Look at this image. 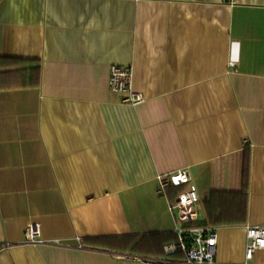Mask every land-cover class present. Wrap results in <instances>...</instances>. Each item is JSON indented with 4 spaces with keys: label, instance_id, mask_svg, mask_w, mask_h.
I'll return each mask as SVG.
<instances>
[{
    "label": "crops",
    "instance_id": "1",
    "mask_svg": "<svg viewBox=\"0 0 264 264\" xmlns=\"http://www.w3.org/2000/svg\"><path fill=\"white\" fill-rule=\"evenodd\" d=\"M111 64L143 101L109 89ZM181 169L217 260L244 262L264 224V0H0V264L181 258L163 252L178 189L156 192Z\"/></svg>",
    "mask_w": 264,
    "mask_h": 264
},
{
    "label": "built area",
    "instance_id": "2",
    "mask_svg": "<svg viewBox=\"0 0 264 264\" xmlns=\"http://www.w3.org/2000/svg\"><path fill=\"white\" fill-rule=\"evenodd\" d=\"M108 87L112 91L127 93L123 100L131 104L144 100L141 93L132 90V68L130 65L111 64L109 66ZM189 183L188 171L181 169L168 175L158 176V187L156 189L158 194H163L167 186L185 185L171 204V208L176 211V224L173 230L176 239L163 246V252L166 256L180 253L181 258L130 256L132 259L147 264H225L219 262L216 257V229L195 222L198 215L196 203L199 197L195 188ZM244 232L247 239L244 249L245 261L240 264H248L247 261L253 258L255 251L264 250V224H247L244 227ZM23 234L26 243L48 242V240L40 237V229L37 223L27 224ZM51 242L57 243L58 241L51 240ZM12 245L9 241H0V251Z\"/></svg>",
    "mask_w": 264,
    "mask_h": 264
},
{
    "label": "trees",
    "instance_id": "3",
    "mask_svg": "<svg viewBox=\"0 0 264 264\" xmlns=\"http://www.w3.org/2000/svg\"><path fill=\"white\" fill-rule=\"evenodd\" d=\"M172 187L177 188V189H178V192L181 191V190L183 189V188H181V185H179V186H172Z\"/></svg>",
    "mask_w": 264,
    "mask_h": 264
}]
</instances>
